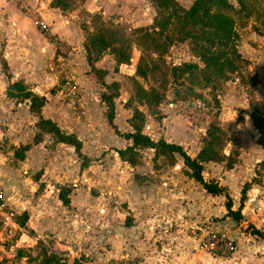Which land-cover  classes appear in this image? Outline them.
<instances>
[{
	"label": "crops",
	"instance_id": "obj_1",
	"mask_svg": "<svg viewBox=\"0 0 264 264\" xmlns=\"http://www.w3.org/2000/svg\"><path fill=\"white\" fill-rule=\"evenodd\" d=\"M49 3L0 0V52L10 75L8 80L0 67V189L6 208L17 218L25 215L18 226L20 237L49 235L84 255L121 264H264V238L252 232L264 237V217L253 210L264 196V170L260 182L245 190L241 218L235 221L226 214L224 193H207L188 175L179 154H172L171 163L160 157L159 167H154V151L146 147L138 150L134 165L122 161L116 150L131 144L123 135L132 132L127 122L131 92L122 82L127 65L114 71L108 53L92 63L95 70L105 72L101 80L106 85L118 84L112 99L117 134L105 120L100 80L85 58L81 30ZM238 47L248 62L247 71L257 75L250 88L252 105L264 119V31L245 33ZM9 81H19L45 97L39 116L62 133L76 136L80 153L90 160L86 167L80 168L71 146L54 142L51 133L36 128L37 116L28 99L5 95ZM240 89L243 95L233 86L226 88L218 96L217 112L228 135L221 153L226 157L236 149V161L230 168H225L224 160L203 162L201 169L204 181L224 189L232 211L238 210L240 191L255 177L256 164L263 159L256 142L259 131L249 116L251 101L245 88ZM197 107L203 108L199 102ZM138 109L145 114L143 134L152 141L178 145L190 158L196 156L208 116L201 117L179 102H168L166 108L160 104V119L142 106ZM26 145L18 156V149ZM61 187L69 189L67 205L58 199ZM211 230L233 241L230 257L196 247V235Z\"/></svg>",
	"mask_w": 264,
	"mask_h": 264
},
{
	"label": "trees",
	"instance_id": "obj_2",
	"mask_svg": "<svg viewBox=\"0 0 264 264\" xmlns=\"http://www.w3.org/2000/svg\"><path fill=\"white\" fill-rule=\"evenodd\" d=\"M153 10L151 31L162 37L164 41L153 38L149 31L141 27L126 31L111 21L104 20L101 15L92 13L88 21L78 23L82 31V47L85 58L99 80H100V100L105 106L104 117L108 125L118 134L112 123L113 104L112 99L117 95L118 84L111 83L106 85L102 80L104 71L95 70L92 63L96 61L104 52L111 55L115 66L114 71L120 64L128 65L131 59V49L133 36L136 32H141V36L151 40L152 46L159 51L157 58L146 62L139 56L134 67V74L145 78L150 73L154 78H161V87L148 86L143 88L141 85L134 86V98L139 105H144L147 114L155 119H160L162 113L158 106L164 99L166 90L165 83L167 76L171 78L174 85L173 96L176 100L200 99L202 96L200 89H210L211 99L215 113L212 120L207 125L204 135L201 137V146L194 158L187 156L182 149L173 143H167L162 139L152 141L148 136L141 132L145 120V114L134 106L127 120L132 128L131 133L124 134L123 137L129 139L131 144L124 149L116 150L118 157L131 165H134L139 158L138 150L141 148H152L154 151L152 162L154 167L158 166V159L163 157L166 162L174 161L173 153L179 154L184 164L189 168V176L197 181L203 189L210 194L224 193L226 214L235 221L241 218L240 207L245 198V190L250 183L260 182L261 171L264 170V119L250 109L249 116L253 125L259 131L256 139L257 144L263 150V159L256 164L255 177L249 183H245L240 191V204L236 211L230 209V199L223 188L212 181L206 182L201 177L202 163L208 161H225V168H230L236 161L237 150L224 157L221 153L222 148L228 140L227 132L220 126L217 120L219 108L218 100L214 94L220 80L226 81L231 73L239 71L245 61L237 51V41L239 38L237 28L245 26L250 18L249 9L256 10L258 17H263L264 25V0H235V5L228 0H193L191 4L184 8L176 0H147ZM256 6H255V5ZM50 7L57 8L62 14L71 10L74 0H50ZM249 8V9H248ZM251 28L257 31L251 24ZM185 42L191 55L196 59L195 62H182L178 65H165L162 60L163 53L173 42ZM162 66L160 70L157 67ZM0 67L8 80L10 75L8 67L0 52ZM183 78V79H182ZM188 80L186 86L185 81ZM5 95L9 98L29 100V109L37 116L35 126L40 131L51 133L54 142H60L71 146L80 160V168H84L89 163V159L80 153L81 142L71 133H62L57 126L39 116L40 107L45 103L44 96L31 92L23 83L19 81L10 82L5 89ZM129 106V103H127ZM36 140V137H35ZM27 145L20 147L17 155L21 157L22 152L27 149ZM69 189L61 187L58 191V199L63 205L68 204L67 194ZM19 224H23L25 215H21ZM253 234L264 238L263 235L252 229Z\"/></svg>",
	"mask_w": 264,
	"mask_h": 264
},
{
	"label": "rangeland",
	"instance_id": "obj_3",
	"mask_svg": "<svg viewBox=\"0 0 264 264\" xmlns=\"http://www.w3.org/2000/svg\"><path fill=\"white\" fill-rule=\"evenodd\" d=\"M176 1L182 7L187 8L193 0ZM228 1L235 5V0ZM249 12L250 18L247 20L245 26L242 28H237V32L239 35L237 41V51H239L240 49L238 46L240 45V41L244 38L245 33L249 34L251 31L260 33L264 31L263 17H258L256 14V10L254 12L253 9H249ZM92 13L101 15L104 20L111 21L112 23L123 27L124 29H126V31L141 27L148 30L153 38L157 37L160 42L164 41L162 37L155 35L151 31V22L154 13L147 0H74V6L72 7V9L66 11L65 13H63V15H66L68 18L71 17L70 19H73L78 26L79 22L88 21ZM251 24L256 27L257 31H254L251 28ZM248 25L250 26V30L247 29ZM44 32L46 33V31ZM132 39L133 43L131 49V59L127 67L123 69L122 76L124 79L122 82L125 89L131 92L129 106H131L132 104V107L142 106L143 109L147 112L146 107L144 105H139L138 100L134 98V86L139 84L143 88H146L150 85L160 88L161 78H154L150 73H148L145 78L138 77L134 74V67L139 56L143 57L146 62L151 63L153 59L157 58L159 51L155 50V48L152 46L151 40L145 39L143 36H141V32L134 33ZM162 60L165 65H178L182 62L196 61V59H194V57L189 52L186 41H175L171 43L167 50L163 53ZM247 64L248 62H244L239 71L231 73L226 81L220 80L213 92L216 95V99L218 100V96L230 86H233L235 90H238L239 94L241 95H243V91L240 88H245L249 101H251L250 107L254 112L260 113L258 112L259 110L256 109V105H252L254 94L250 90V88L257 82V75L251 74L249 71H247ZM159 65L160 64L158 63L157 67H159L160 70L164 69ZM129 71L132 72L131 75L128 74ZM184 81V85L186 86L188 80L186 79ZM171 83V78L167 76V82L165 83L166 90L164 92L165 96L160 103L164 108H166V103L168 102H179L180 106L189 108L194 112L196 111L201 115V117L208 116L210 120L213 119L215 107H213V100L211 99L210 89H200V87L198 88L196 86V88L200 90L199 92L202 97L200 99H187L181 101L176 100L173 96L174 85H172ZM238 84L242 85V87H238ZM197 102L201 103L203 108H198ZM262 109L264 108L261 107V111ZM232 129L234 128L232 127ZM229 135L230 138L233 139L231 137L232 134L230 133ZM16 220L19 226L21 217L17 218ZM0 264L121 263H117L116 260L113 261V259L102 261L99 258H95L93 255H84L71 244L63 243L57 240L55 237H51L49 235H43L31 238V240H25V238L20 237V231L16 230V232L10 238H6V240L3 239V233L0 234Z\"/></svg>",
	"mask_w": 264,
	"mask_h": 264
},
{
	"label": "built area",
	"instance_id": "obj_4",
	"mask_svg": "<svg viewBox=\"0 0 264 264\" xmlns=\"http://www.w3.org/2000/svg\"><path fill=\"white\" fill-rule=\"evenodd\" d=\"M34 23L41 26L40 23ZM253 210L257 215L264 217V196L257 199ZM16 219V214L6 208L0 189V234L3 233V239L10 238L16 230H19ZM196 238V247L211 255L230 257L235 250L233 241L218 231L211 230L204 234L198 233Z\"/></svg>",
	"mask_w": 264,
	"mask_h": 264
}]
</instances>
